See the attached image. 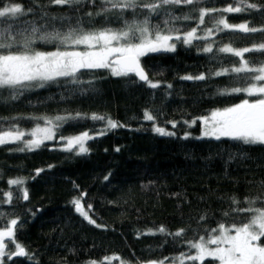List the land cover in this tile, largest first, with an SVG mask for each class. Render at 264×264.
<instances>
[{"label": "trees", "instance_id": "1", "mask_svg": "<svg viewBox=\"0 0 264 264\" xmlns=\"http://www.w3.org/2000/svg\"><path fill=\"white\" fill-rule=\"evenodd\" d=\"M12 2L33 9L18 20L13 19L14 28L31 27L28 22L34 21L36 25L46 24L48 31L56 28L65 32L69 26H76L78 19L86 29L122 27L111 15L107 20L86 15L101 9L100 0H85L80 5H56L49 0H0V7ZM247 2L256 3L261 10L223 15L230 24L264 27V0ZM229 5L243 7L234 0H207L200 5L183 6L176 15L190 12L193 7L222 9ZM43 12L48 13L44 20ZM125 18L131 16L125 14ZM196 22L193 13V19L177 21L176 26L188 31ZM211 26L205 17L202 27ZM198 35L203 32L198 30ZM212 40L216 41L213 53H204L201 49ZM259 43H264V34L225 31L214 34L209 41L194 40L192 45L176 42L174 52L149 54L141 62L149 78L159 83L158 88H151L134 76L116 77L108 70H97L80 77L92 81L91 84L77 85L61 78L44 88L25 91L14 100L8 90H0L3 129L18 125L30 130L39 123L27 119L30 116L77 113L105 119L68 121L56 136L99 132L109 119L122 125L90 139L84 154H77L76 149L63 150L65 142L60 138L46 141L34 151H19L22 142L0 145V229L16 219L9 249L15 252L14 244H20L29 254L7 256L3 264H100L110 256L119 257L123 264H149L165 258L166 264H173V259L182 253L195 251L189 249L188 242L210 236V230L217 229L220 223L246 222L251 213L233 209L247 208V200L256 197L260 199L255 200L254 207L264 206V146L246 145L229 138L198 137V121L195 125L188 122L243 99L256 98L244 93L219 95L223 89L244 85L237 82L234 74L215 76L210 70L239 66L238 57L218 53V47L231 44L242 48ZM36 46L44 51L54 49L42 42ZM257 58L264 59V54H245V59ZM200 74L206 79H183ZM146 111L156 117L155 122L144 118ZM156 126L169 128L175 135H160L154 131ZM13 179H22L24 183L10 184ZM24 189L28 194L26 200ZM9 192L11 203L7 202ZM232 198L240 203L233 204ZM76 199L81 200L94 224L76 211ZM226 212L228 216L224 215ZM161 227L164 232L159 231ZM180 229L184 230L182 236L170 235ZM184 264L199 262L185 260ZM204 264L218 262L206 259Z\"/></svg>", "mask_w": 264, "mask_h": 264}, {"label": "snow or ice", "instance_id": "2", "mask_svg": "<svg viewBox=\"0 0 264 264\" xmlns=\"http://www.w3.org/2000/svg\"><path fill=\"white\" fill-rule=\"evenodd\" d=\"M85 0H49V3L56 5H80ZM95 3V0H90ZM207 2V0H100L101 9L95 14L86 13L89 18L101 16L112 18L121 22L122 27H102L99 29H86L78 19L76 26H69L68 30L61 32L53 28L47 30L46 24L36 25L34 21L28 23L31 27H13L11 21L32 12V8L25 9L20 3H9L0 7V90H8L11 99H16L25 91L34 88H44L50 83H55L65 78L72 84H91L92 81H83L80 77L85 73H94L97 70H108L116 77L134 76L145 82L151 88H158V82H153L142 65V58L152 53L174 52L176 42L185 45H192L194 40L209 41L214 34L231 31L243 34L261 33L264 34V27H250L248 23L230 24L225 13H240L243 11L256 10L261 8L256 3H248L247 0H234L243 7L207 8L193 7L190 12L176 15V12L183 6H195ZM196 18V26L188 31H182L176 26L177 21H187ZM129 14L131 19L125 18ZM216 14H220L216 18ZM48 17L47 12L41 13V19ZM205 17L209 18L211 27L205 25ZM158 20L159 23H153ZM198 30L203 35H198ZM37 42L50 44L54 50H40ZM212 40L201 50L204 53H213ZM79 46H84L81 49ZM218 53L231 54L238 57V65L230 68H221L212 72L211 75L227 76L235 75L237 82H242L243 87H232L221 90L219 95H232L244 93L255 99H243L240 103L212 110L210 115L201 117L204 130L203 137H211L217 140L229 138L241 141L246 145L264 146V59H245L246 53L264 54V43L253 44L252 47L235 48L231 44H224L216 49ZM213 59H218L214 56ZM187 80H204V74L185 76ZM170 88L171 85H168ZM104 120L105 117L93 114L87 117L77 113L72 115L30 116L27 119L38 121L31 130H23L18 125H11L7 129L0 128V145L22 142L23 147L18 150L23 152L34 151L40 148L46 141L56 139L57 132L65 123L79 119ZM144 118L155 122L156 117L146 111ZM5 118H0L3 120ZM196 121H192L194 124ZM41 123L43 126H41ZM172 126L175 127L174 122ZM187 123V122H186ZM118 125L115 121L108 120L107 128L114 129ZM154 131L163 136H173L174 132L164 127L156 126ZM100 132L99 135H104ZM29 137L25 139V137ZM63 150H77V154L88 152L86 143L95 137L85 131L81 134L65 138ZM119 151V149H117ZM107 179V177H106ZM13 185H22V179L9 181ZM8 203H11L12 193L6 194ZM23 198L28 199L27 189L23 190ZM256 197L255 200H259ZM255 200H247V208H236L233 211L251 213L246 222L240 224L226 225L220 223L217 229L210 230L212 234L208 237H198L194 242H188L191 251L181 254L173 259V264H184L185 260L204 264L206 259L217 261L218 264H264V206L254 207ZM233 204L240 201L232 198ZM76 211L95 223L88 216L80 199L73 201ZM91 208V205H89ZM2 215V214H0ZM228 216L229 213H224ZM18 221L12 219L10 226L0 229V264H3L7 256H28L26 249L20 244H14L16 251L7 252L5 237L13 238ZM99 227V225H97ZM164 232V228L159 229ZM184 230L180 229L170 235L180 237ZM112 258H104L100 264H105ZM167 258L161 261H150L149 264H166ZM89 264H96L90 261ZM123 264V262H122Z\"/></svg>", "mask_w": 264, "mask_h": 264}, {"label": "rangeland", "instance_id": "3", "mask_svg": "<svg viewBox=\"0 0 264 264\" xmlns=\"http://www.w3.org/2000/svg\"><path fill=\"white\" fill-rule=\"evenodd\" d=\"M83 49V48H82ZM54 50V49H53ZM49 51V50H48ZM149 112V111H148ZM210 115V114H209ZM196 122L193 124L192 123V121H190V122H188V125H195L196 123H197V121H198V123H199V126H200V130H199V133L198 134H196V136H198V137H203V135H202V133H203V130H204V125H203V122H202V120L200 119V118H198L197 120H195ZM41 126H43V125H41ZM166 130H168V131H170L169 130V128H166V127H164ZM31 130V129H30ZM108 132L109 131V129L107 128V126H105V127H103L99 132H90V131H87V132H89V135L90 136H93V137H96V136H99V133L100 132ZM83 133V132H82ZM81 134V133H80ZM57 138H59V136H56ZM72 137V136H71ZM29 137H25V139H28ZM68 138V137H67ZM211 138V137H210ZM89 141V140H88ZM87 141V142H88ZM86 147L88 148V143H86ZM8 240H13V238H8V237H5V244L7 245V248H6V251L7 252H11L10 251V249H9V246H8ZM195 252V251H194ZM194 252H192V254H194ZM7 257V255L4 257V259ZM112 257H115V256H110V257H108V258H112ZM4 259H3V261H4ZM110 261H118V262H120V263H122L123 261L119 258V257H116V259H111ZM124 263V262H123ZM96 264H99V263H97L96 262Z\"/></svg>", "mask_w": 264, "mask_h": 264}, {"label": "water", "instance_id": "4", "mask_svg": "<svg viewBox=\"0 0 264 264\" xmlns=\"http://www.w3.org/2000/svg\"><path fill=\"white\" fill-rule=\"evenodd\" d=\"M146 70V69H145ZM147 72V71H146ZM148 73V72H147ZM148 76H149V74H148ZM139 80V79H138ZM141 82H143V81H141ZM143 83H145V82H143ZM10 257H14V256H10ZM16 257H19V256H16Z\"/></svg>", "mask_w": 264, "mask_h": 264}]
</instances>
